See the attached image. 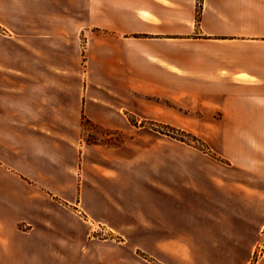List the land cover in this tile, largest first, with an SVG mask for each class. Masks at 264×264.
Returning a JSON list of instances; mask_svg holds the SVG:
<instances>
[{"label":"crops","instance_id":"crops-1","mask_svg":"<svg viewBox=\"0 0 264 264\" xmlns=\"http://www.w3.org/2000/svg\"><path fill=\"white\" fill-rule=\"evenodd\" d=\"M131 1L87 0L75 20L80 32L104 31L90 37V69L105 90L92 89L85 117L127 128L113 88L183 93L185 129L212 136L218 158L178 157L175 143H155L168 153L151 160L113 158L79 142L75 178L56 195L34 186L45 180L33 174L28 110L38 20L33 0H0V56L12 46L16 58L19 43L30 58L19 82L0 63V264H253L264 248V189L249 188L251 176L264 184V0ZM53 21L42 18L36 36L65 32Z\"/></svg>","mask_w":264,"mask_h":264},{"label":"rangeland","instance_id":"rangeland-1","mask_svg":"<svg viewBox=\"0 0 264 264\" xmlns=\"http://www.w3.org/2000/svg\"><path fill=\"white\" fill-rule=\"evenodd\" d=\"M135 1H131L133 9L136 8ZM33 5L34 20L38 22L34 25L32 40L33 95L28 110L32 113L33 174L45 179L44 184L38 182L34 186L41 189L43 185V189L56 195L58 187H62L71 176L75 178L73 169L79 164L76 147L79 142L102 146L112 152L113 158L133 159L144 152L145 160H151L154 156L168 153L167 150L153 151L155 143L177 144L178 157L194 148L218 158L212 146V136L194 134L185 129L183 93L170 101L155 95L152 87L113 88L108 94L116 103L115 110L128 121L127 128L104 129L89 121L84 115L85 99L93 88L105 90L92 80L90 37L95 32L104 31L87 28L80 32L79 25L75 24V20L86 16L87 0H33ZM42 18L54 20L57 27L64 25L65 32L47 31L54 36L37 37L42 29ZM19 45L15 47L16 58L12 46L8 58L0 56V63L14 64L18 68V82L21 76L24 78L20 69L24 74L25 62L28 64L30 59L25 61L24 45L22 53ZM5 48L4 41L0 39V49ZM151 165V162H145V175L150 173ZM58 167L68 169L70 175L62 171L56 173ZM256 178L251 176L249 188L264 189V184L253 181Z\"/></svg>","mask_w":264,"mask_h":264},{"label":"built area","instance_id":"built-area-1","mask_svg":"<svg viewBox=\"0 0 264 264\" xmlns=\"http://www.w3.org/2000/svg\"><path fill=\"white\" fill-rule=\"evenodd\" d=\"M263 254H264V248L260 247L259 252L257 253L256 260H254L253 264H258V258H259V256L260 257L263 256Z\"/></svg>","mask_w":264,"mask_h":264}]
</instances>
